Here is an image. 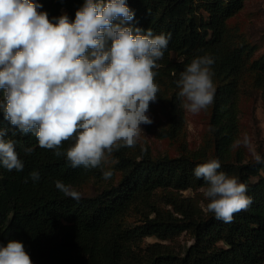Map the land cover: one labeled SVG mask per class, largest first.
Masks as SVG:
<instances>
[{"label": "trees", "instance_id": "1", "mask_svg": "<svg viewBox=\"0 0 264 264\" xmlns=\"http://www.w3.org/2000/svg\"><path fill=\"white\" fill-rule=\"evenodd\" d=\"M245 1L126 0L135 13L128 26L150 28L154 35L171 34L155 82L160 88L158 99L167 106L166 127L159 136L174 141L178 155L154 157L125 147L110 157L115 164L85 170L72 168L65 157L40 148L35 136H13L10 130L5 138L17 142L24 169L16 172L0 166V246L12 239L21 241L33 264H263L264 163L233 150L246 77L254 87L264 81V54L256 56L257 46L228 26ZM32 2L41 5L38 11L47 12L50 19L66 13L74 20L84 0ZM204 54L214 57L216 90L209 108L208 145L191 151L185 146V114L175 81L194 57ZM0 128L10 129L2 109ZM70 143L64 142L63 148ZM27 147L34 151L26 154ZM210 159H219V171L237 177L253 200L230 223L181 195L206 187L193 170ZM106 169L113 171L110 180L102 178ZM34 170L40 173L39 181L25 183ZM56 180L73 187L90 180L111 184L76 201L55 187ZM130 211L140 218L128 226L123 219ZM182 233L192 239L183 253L159 243L139 244L148 237L170 241Z\"/></svg>", "mask_w": 264, "mask_h": 264}, {"label": "clouds", "instance_id": "2", "mask_svg": "<svg viewBox=\"0 0 264 264\" xmlns=\"http://www.w3.org/2000/svg\"><path fill=\"white\" fill-rule=\"evenodd\" d=\"M32 0H0V109L10 129L0 128V166L22 172L24 162L13 136H35L40 148L65 157L72 168L95 169L117 161L109 157L121 148H135L151 125V103L158 99L156 71L171 34L128 26L135 13L126 0H84L75 18L64 13L49 18ZM214 57H194L175 81L181 108L196 114L214 102ZM214 130V129H213ZM70 146L63 148L64 142ZM234 147L249 150L256 163L264 158L245 134ZM26 154L34 149L27 147ZM219 159L197 165L193 175L206 187V210L225 223L247 211L253 200L247 186L219 171ZM111 169L102 171L110 180ZM40 179L38 171L25 178ZM65 197L81 192L55 181ZM0 264H33L24 244L9 240L0 246Z\"/></svg>", "mask_w": 264, "mask_h": 264}, {"label": "rangeland", "instance_id": "3", "mask_svg": "<svg viewBox=\"0 0 264 264\" xmlns=\"http://www.w3.org/2000/svg\"><path fill=\"white\" fill-rule=\"evenodd\" d=\"M228 26L240 38L257 46L256 56L264 54V0H246L242 10L228 21ZM244 84L239 98V134L237 139H242L247 134L251 138L252 147L262 157L264 156V81L260 86L254 87L251 78L246 77ZM209 108L210 106L196 114L184 110L185 146L188 150L193 151L208 145ZM166 110L167 106L159 99L150 104L149 115L153 123L141 126L144 134L141 135L137 146L133 148L135 151L154 157L178 155V145L174 141L159 136V131L166 127ZM237 149L243 153L247 160L255 161L247 148L233 146V150ZM109 160L111 161L110 157ZM109 164L107 163V165ZM110 184L111 181L90 180L74 188L81 192L82 196L91 197ZM202 189H188L181 192V195L184 198L194 199L205 210L208 201L204 199ZM139 218L138 213L130 211L123 220L126 225L130 226L134 225ZM191 242V236L188 233H182L170 241H160L155 237H148L139 244L141 247H145L152 243H159L174 253H183Z\"/></svg>", "mask_w": 264, "mask_h": 264}]
</instances>
